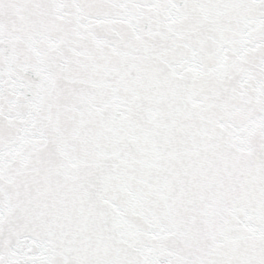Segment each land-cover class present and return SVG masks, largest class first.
Returning a JSON list of instances; mask_svg holds the SVG:
<instances>
[{
  "label": "snow or ice",
  "instance_id": "obj_1",
  "mask_svg": "<svg viewBox=\"0 0 264 264\" xmlns=\"http://www.w3.org/2000/svg\"><path fill=\"white\" fill-rule=\"evenodd\" d=\"M0 264H264V0H0Z\"/></svg>",
  "mask_w": 264,
  "mask_h": 264
}]
</instances>
